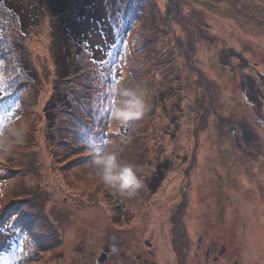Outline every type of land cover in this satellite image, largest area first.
Returning <instances> with one entry per match:
<instances>
[{"label":"rangeland","instance_id":"obj_1","mask_svg":"<svg viewBox=\"0 0 264 264\" xmlns=\"http://www.w3.org/2000/svg\"><path fill=\"white\" fill-rule=\"evenodd\" d=\"M229 58L242 70L231 72ZM0 76L12 104L0 124L22 132L0 138V235L9 227L12 251L0 264H52L41 243L54 231L66 244L88 229L191 233L202 220L228 227L241 259L264 261V124L233 101L251 79L263 91L264 0H0ZM114 81L146 88L141 119L111 121ZM230 115L259 136L257 155L258 141L249 156L229 139ZM98 149L133 165L141 187L107 189L90 164ZM158 164L163 179L150 192Z\"/></svg>","mask_w":264,"mask_h":264},{"label":"flooded vegetation","instance_id":"obj_2","mask_svg":"<svg viewBox=\"0 0 264 264\" xmlns=\"http://www.w3.org/2000/svg\"><path fill=\"white\" fill-rule=\"evenodd\" d=\"M235 55L236 59L241 60L237 53ZM231 59L225 63L221 59L220 61L234 72L242 70L243 66L233 64ZM245 65L243 69L247 70L249 63L246 62ZM259 81L263 91L256 89V82L251 79L247 88L244 89L241 85V90L237 89L236 101H233L264 124V77H260ZM232 118L236 116L227 117L231 133L228 134L229 139L231 138L238 150L249 156H253L251 147L258 141L257 152L254 153L257 155L262 147L259 136L246 124V117L238 118L239 121H233ZM230 124L236 125L239 132L234 131ZM229 232L228 227L213 231L209 223L203 220L196 224L191 233L182 226L158 228L155 231L106 228L100 235L88 229L86 233L83 231L85 235H78L77 232L71 236L66 244L63 238L57 237L54 241L51 234L47 251H52V264H62L63 260V264H264L262 260H245L237 256L238 249L230 245Z\"/></svg>","mask_w":264,"mask_h":264},{"label":"clouds","instance_id":"obj_3","mask_svg":"<svg viewBox=\"0 0 264 264\" xmlns=\"http://www.w3.org/2000/svg\"><path fill=\"white\" fill-rule=\"evenodd\" d=\"M105 92L108 96L105 109L118 126L139 120L148 111V92L138 83L127 86L123 81H114ZM9 135L15 136L17 141L22 139V132L5 121L0 124V138L6 140ZM90 164L95 176L107 189L131 193L141 187L135 167L122 162L110 149L94 150Z\"/></svg>","mask_w":264,"mask_h":264},{"label":"trees","instance_id":"obj_4","mask_svg":"<svg viewBox=\"0 0 264 264\" xmlns=\"http://www.w3.org/2000/svg\"><path fill=\"white\" fill-rule=\"evenodd\" d=\"M95 20H99L97 18H94ZM106 20H104L105 22ZM107 26V25H106ZM104 27L103 26L102 28H99V30H103L102 34H103V37L106 36V38L110 37L111 36V31L112 29L111 28H107L109 30H104ZM109 32V34H108ZM178 55L182 56L183 54L181 52H178ZM62 59H58L59 62H57V71L59 70H63V77H67L68 73H69V69L70 67L67 65V56H61ZM231 72H234L232 71L229 67H227ZM231 74V73H230ZM198 77L200 76V74H197ZM232 77V74L230 75ZM201 77V76H200ZM233 79V77H232ZM60 98H62V96H58V100H60ZM56 102L57 101H54L53 99L49 101L48 103V106L49 108L51 109H55L56 108ZM2 107H6L7 109H12V104L10 103L9 100H6V99H2V95L0 94V110L2 109ZM47 117H48V120H49V125L51 127L52 123H53V120L55 118V113L54 111H50L47 113ZM158 168L154 169V173L151 175L150 179H148L147 181V188L148 190L151 192H153V190L155 191V188L156 186L161 182V180L163 179V174H162V169L164 167L163 164H158L157 165ZM163 166V167H162ZM154 183H155V186H154ZM8 230H9V227L5 226V228L2 229V235H0V239H3L2 243L0 242V258L5 256V255H9L10 253H12L11 251V248H10V244H11V241H8V239L6 238V234L8 233ZM57 232L54 231L53 232V235L52 237H54V241L55 239L58 237V234H56ZM51 235V234H50ZM50 235H48L47 237H45L44 239H42L44 242L41 243V249L42 250H46L47 248V243H48V239L49 237H51ZM7 239V240H6ZM4 245V246H3ZM3 247V248H2ZM24 258V257H23Z\"/></svg>","mask_w":264,"mask_h":264},{"label":"bare ground","instance_id":"obj_5","mask_svg":"<svg viewBox=\"0 0 264 264\" xmlns=\"http://www.w3.org/2000/svg\"><path fill=\"white\" fill-rule=\"evenodd\" d=\"M253 229H256V228L253 227ZM255 233L256 232L253 233V235H254L253 237H252V235L250 236L251 240H254V239L257 240V238H263L262 234L257 233L258 236H256Z\"/></svg>","mask_w":264,"mask_h":264},{"label":"snow or ice","instance_id":"obj_6","mask_svg":"<svg viewBox=\"0 0 264 264\" xmlns=\"http://www.w3.org/2000/svg\"><path fill=\"white\" fill-rule=\"evenodd\" d=\"M0 79H2V78H0ZM118 82V81H117ZM4 90L2 89V88H0V93H2Z\"/></svg>","mask_w":264,"mask_h":264}]
</instances>
